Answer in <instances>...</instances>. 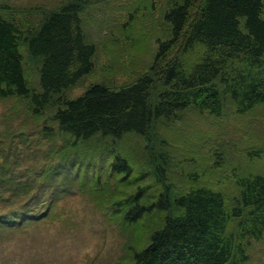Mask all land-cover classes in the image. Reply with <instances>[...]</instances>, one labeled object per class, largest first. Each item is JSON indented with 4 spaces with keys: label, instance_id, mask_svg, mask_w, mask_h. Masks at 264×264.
<instances>
[{
    "label": "trees",
    "instance_id": "obj_1",
    "mask_svg": "<svg viewBox=\"0 0 264 264\" xmlns=\"http://www.w3.org/2000/svg\"><path fill=\"white\" fill-rule=\"evenodd\" d=\"M90 6L15 11L0 0V99L22 106L9 116L20 126L0 130V245L39 227L83 170L78 188L105 219L143 230L119 264H242L264 234V173L235 176L229 191L201 183L199 162L186 171L167 138L187 112L264 104V0H168L146 70L70 97L94 68L81 19Z\"/></svg>",
    "mask_w": 264,
    "mask_h": 264
},
{
    "label": "rangeland",
    "instance_id": "obj_2",
    "mask_svg": "<svg viewBox=\"0 0 264 264\" xmlns=\"http://www.w3.org/2000/svg\"><path fill=\"white\" fill-rule=\"evenodd\" d=\"M61 1L66 0H7L10 9L15 11L31 7L49 10ZM167 4L168 0H91L90 9L82 12L81 19L84 31L97 45L94 68L69 91V96L82 94L93 82L119 85L131 81L146 70L156 48V39L166 37L168 25L163 13ZM100 5H104L102 14L98 13ZM21 107L19 98L0 99L1 132L20 126L18 119H13L17 114L9 116ZM189 113H185L182 124L171 127V136L167 138V142L179 150L177 158L186 171L195 169L198 161V173H205L199 181L225 191L234 188L235 176L264 173V104L244 113L227 105L220 117L206 111ZM26 126L34 131L39 122ZM222 147L228 150L225 160L219 150ZM254 147L261 148L259 156L248 155L247 151ZM45 162L48 158L36 167L40 168ZM84 174L83 170L77 174L69 186V194L58 197L57 207L39 227L16 233L1 243L0 264H119L130 261L129 247L143 230L138 235L130 232L128 245L127 231L108 222L103 212L93 206L88 194H84V187L78 188ZM248 249V258L242 264H264V234L259 240H251Z\"/></svg>",
    "mask_w": 264,
    "mask_h": 264
}]
</instances>
